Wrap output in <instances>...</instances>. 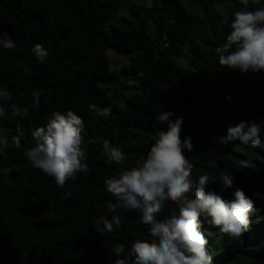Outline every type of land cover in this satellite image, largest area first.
Listing matches in <instances>:
<instances>
[{
  "label": "trees",
  "instance_id": "16d2710c",
  "mask_svg": "<svg viewBox=\"0 0 264 264\" xmlns=\"http://www.w3.org/2000/svg\"><path fill=\"white\" fill-rule=\"evenodd\" d=\"M124 1L0 0V37L17 41L16 49L0 48V87L12 94L0 103L28 110L22 119L8 109L0 118V134L10 138L19 124L25 132L22 145L29 147L30 128L42 125L51 110L71 108L85 122L91 169L59 189L53 178L31 166L23 149H5L0 168L11 172L0 174V264H111L115 243L130 247L137 238L150 239L140 214L127 210H119L121 228L104 237L96 233L97 218L113 200L103 180L118 171L100 153L107 139L126 153V166L134 165L156 132L166 128L153 121L161 107L185 118L181 140L192 138L193 150L184 155L194 162L193 177L207 173L214 181L208 189L219 192V172L231 171L234 184L224 196L231 199L241 188L254 201L249 230L240 237L218 238V230L205 223L213 264H264V151L238 142L223 147L212 139L240 120L264 121V72L241 74L221 67L215 54L226 42L232 13L244 5L241 0H152L149 6L130 7L135 22L108 29ZM259 7L264 0L250 2L248 10ZM35 43L49 50L43 65L30 52ZM110 48L128 55L129 65L112 68ZM181 57L188 65L178 62ZM119 84L127 85V95L116 96ZM37 89L39 107L31 96ZM229 95L232 102L225 99ZM89 103L110 106V116H94ZM242 154L257 167L234 169L246 158ZM212 160L216 168L209 165ZM174 210L169 201L158 218Z\"/></svg>",
  "mask_w": 264,
  "mask_h": 264
},
{
  "label": "clouds",
  "instance_id": "9594fccd",
  "mask_svg": "<svg viewBox=\"0 0 264 264\" xmlns=\"http://www.w3.org/2000/svg\"><path fill=\"white\" fill-rule=\"evenodd\" d=\"M250 2L256 4L258 0H241L244 7L232 13L226 42L215 48L218 65L241 74L264 72V7L248 10ZM224 22L229 23L227 18ZM0 48L16 49L17 41L4 35L0 37ZM30 52L38 65L47 62L49 50L42 43L33 44ZM31 96L39 107L41 91L33 90ZM11 99V92L0 87V102ZM225 99L232 102L233 98L229 95ZM8 109L22 119L27 116L26 108L15 103L5 107L0 103V118L6 117ZM88 109L94 116L103 118L112 111L110 106L101 108L95 103H89ZM153 121L154 125L164 124L166 128L156 132L147 152L138 156L132 166H126L127 155L120 146L107 139L103 141L100 154L106 164L115 165L118 171L103 180L104 190L113 200L97 218L95 231L104 237L121 228L119 210L138 212L139 222L147 227L150 239L137 238L130 247L115 243L109 252L114 257L111 264H213L205 223L218 230V238L240 237L249 230L254 201L241 188L233 191L231 199L224 196V190L234 184L231 171L219 172L216 181L223 186L219 192L208 189L214 181L207 173L193 177L194 162L184 155L193 150L192 138L181 140L183 115L177 116L161 107ZM29 131V147L22 145L25 132L19 124L10 138L0 134V155L7 148L23 149V156L31 166L53 178L59 189H64L66 182L75 180L78 174L91 173L82 135L86 131L85 122L75 110H51L42 125ZM212 139L223 147L238 142L264 151V121L240 120L234 126L227 125L225 135L216 134ZM243 156L246 158L239 159L234 169L257 167L253 159ZM209 165L216 168L217 162L209 161ZM10 172L9 168H0L4 176ZM66 195L71 196V191ZM169 201L176 205V210L167 218H158Z\"/></svg>",
  "mask_w": 264,
  "mask_h": 264
},
{
  "label": "rangeland",
  "instance_id": "374dc122",
  "mask_svg": "<svg viewBox=\"0 0 264 264\" xmlns=\"http://www.w3.org/2000/svg\"><path fill=\"white\" fill-rule=\"evenodd\" d=\"M151 1L152 0H125L117 16L113 20H111L106 25V27L109 29L113 26H122L135 22V20H137V17L130 12V7L132 5L149 6L151 4ZM107 52L111 60L112 68L121 69L122 67L129 65L130 57L128 55H125L121 51L114 48H110ZM178 62L182 65H188V59L186 57L179 58ZM117 89V97H120L121 95H127L129 92L127 85L119 84L117 85Z\"/></svg>",
  "mask_w": 264,
  "mask_h": 264
}]
</instances>
